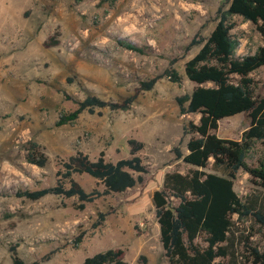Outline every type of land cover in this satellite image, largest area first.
Segmentation results:
<instances>
[{
    "label": "rangeland",
    "instance_id": "obj_1",
    "mask_svg": "<svg viewBox=\"0 0 264 264\" xmlns=\"http://www.w3.org/2000/svg\"><path fill=\"white\" fill-rule=\"evenodd\" d=\"M223 3L0 0V264H12V246L24 264H82L85 258L114 248L124 250L125 264H167L151 196L161 188L166 173L191 169L176 159L173 150L186 153L190 136L184 127L197 123L199 115L181 114L176 99L195 87L185 77L184 64L199 47L187 46L196 35H209ZM233 21L237 55L254 53L262 45L256 27L240 17ZM118 40L144 48L146 55L121 48ZM172 59L180 83L163 74ZM156 76L153 88L139 93L128 110L85 111L72 123L56 125L87 95L120 103L141 81ZM250 77L256 93L264 95V67ZM247 126L245 116L237 114L220 120L215 134L239 140ZM131 139L144 145L138 155L146 173L141 183L123 193L99 198L83 210L75 198L48 195L31 201L15 196L18 190L54 186L62 162L78 151L92 160L103 153L112 163L129 158ZM30 141L47 158L43 168L26 162ZM259 156L257 147L247 163L255 165ZM73 178L87 192L102 190L99 181L87 175ZM234 190L241 199L264 195L243 171ZM100 214L105 218L94 227ZM233 221L238 255L241 234H252L253 246L264 248V232L250 219L234 216ZM237 264H245L243 258Z\"/></svg>",
    "mask_w": 264,
    "mask_h": 264
},
{
    "label": "trees",
    "instance_id": "obj_2",
    "mask_svg": "<svg viewBox=\"0 0 264 264\" xmlns=\"http://www.w3.org/2000/svg\"><path fill=\"white\" fill-rule=\"evenodd\" d=\"M234 17H240L256 27L262 45L252 54L237 55L238 39L232 34ZM214 27L205 38L196 35L187 50L198 46L193 57L184 64L185 77L195 87L188 94L176 99L181 114H197V123L189 122L184 134L190 136L186 153L179 148L173 152L191 169L185 173L168 172L161 188L152 193L159 239L167 264H237L243 258L245 264H264V248L253 246L252 234L240 235L238 255L236 238L232 233L233 217L250 219L264 232V195L250 194L241 199L234 190V181L240 171L247 173L250 181L264 190V95L256 93V85L250 75L264 67V0H224L218 7ZM57 44L54 39H50ZM118 46L140 55L144 48L134 43L118 40ZM172 59L164 76L173 83H180L181 76L173 68ZM158 76L141 81L134 94L120 103L87 95L76 103V108L62 114L57 126L74 122L83 112L92 114L95 109L111 111L128 110L138 94L150 91ZM70 82V79H68ZM243 114L247 128L239 140L219 138L215 132L220 120ZM130 157L115 163L106 161L103 153L92 160L78 151L62 162L61 171L52 187L15 193L31 201L52 195L65 199L75 198L77 208L107 195L120 194L142 182L146 167L138 153L143 143L128 140ZM260 148L256 164L247 163L248 157ZM26 162L43 168L47 158L37 143L26 146ZM87 175L102 185V190L87 192L73 175ZM137 174V176H134ZM1 197V194H0ZM105 215H99L97 227ZM12 264H24L17 255L16 246L9 249ZM125 252L121 248L108 249L83 260L82 264H125Z\"/></svg>",
    "mask_w": 264,
    "mask_h": 264
}]
</instances>
